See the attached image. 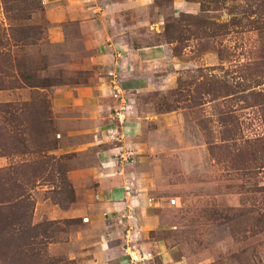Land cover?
Masks as SVG:
<instances>
[{
	"label": "rangeland",
	"instance_id": "1",
	"mask_svg": "<svg viewBox=\"0 0 264 264\" xmlns=\"http://www.w3.org/2000/svg\"><path fill=\"white\" fill-rule=\"evenodd\" d=\"M160 41L165 59L124 78L114 69L120 42ZM95 81L121 100L124 83L123 110L140 122L145 148L130 161L163 210L150 238L187 264H264V0H0V153L11 155L0 168V264L154 257L134 245L93 260L83 251L93 236L69 240L86 233L78 221L47 217L76 198L70 154L53 152L50 89ZM134 249L148 257L134 263Z\"/></svg>",
	"mask_w": 264,
	"mask_h": 264
},
{
	"label": "crops",
	"instance_id": "2",
	"mask_svg": "<svg viewBox=\"0 0 264 264\" xmlns=\"http://www.w3.org/2000/svg\"><path fill=\"white\" fill-rule=\"evenodd\" d=\"M52 33L58 34V28L53 27ZM115 48L123 53L121 59L113 55L114 69H122L123 78L140 64L168 56L167 43L162 41L138 47L120 42ZM96 57L88 60L95 62ZM120 88L122 100L113 95L111 83L106 81L61 84L50 89L52 113L61 131L53 152L57 156L70 154L67 172L76 198L69 209L60 204L46 208L47 217L78 221L86 233L77 232L69 240L79 237L84 245L83 238L93 236L83 250L93 252V260L123 255L127 246L130 251L131 246L141 245L146 253L154 255L150 264H187L178 248L169 247L163 238H150L153 229L159 227L162 202L147 196L139 186L144 185L142 173L132 167L130 160L145 148V143L139 120L133 111L123 110L129 105L124 95L128 90L124 83ZM127 151L132 156L122 158L121 154ZM10 158V154L0 153V168L10 165ZM85 217L89 219L82 221ZM152 243L156 251L151 248ZM127 262L128 259L116 261Z\"/></svg>",
	"mask_w": 264,
	"mask_h": 264
},
{
	"label": "built area",
	"instance_id": "3",
	"mask_svg": "<svg viewBox=\"0 0 264 264\" xmlns=\"http://www.w3.org/2000/svg\"><path fill=\"white\" fill-rule=\"evenodd\" d=\"M115 87H116V89H118V91L115 92V95L118 96L121 93V88L117 84H116ZM121 156L124 159H129L132 155H131V153L129 151H127L124 154H121ZM172 203H177V198H173L172 199ZM88 219H89V217H85L84 218V220H88ZM128 249H130V247ZM130 255H131L132 261H134V263H138V262H141L142 259H146V255L143 258L142 255H141V252L138 251V250H135V251L130 252Z\"/></svg>",
	"mask_w": 264,
	"mask_h": 264
},
{
	"label": "trees",
	"instance_id": "4",
	"mask_svg": "<svg viewBox=\"0 0 264 264\" xmlns=\"http://www.w3.org/2000/svg\"><path fill=\"white\" fill-rule=\"evenodd\" d=\"M160 42H161V41H160ZM160 42H157V43H160ZM153 44H155V43H151V44H148V45H153ZM138 46H141V45H138ZM138 46H137V47H138Z\"/></svg>",
	"mask_w": 264,
	"mask_h": 264
}]
</instances>
